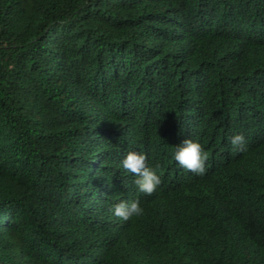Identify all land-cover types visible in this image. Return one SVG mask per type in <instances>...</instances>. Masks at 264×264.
Masks as SVG:
<instances>
[{"label":"trees","instance_id":"16d2710c","mask_svg":"<svg viewBox=\"0 0 264 264\" xmlns=\"http://www.w3.org/2000/svg\"><path fill=\"white\" fill-rule=\"evenodd\" d=\"M0 264H264V0H0Z\"/></svg>","mask_w":264,"mask_h":264},{"label":"clouds","instance_id":"9594fccd","mask_svg":"<svg viewBox=\"0 0 264 264\" xmlns=\"http://www.w3.org/2000/svg\"><path fill=\"white\" fill-rule=\"evenodd\" d=\"M230 143L238 151H242L245 148L242 134H235L230 137ZM173 158L181 168L193 174L204 175L206 173L205 165L208 160V153L200 143L192 139H185L180 145L175 146ZM120 167L126 173L136 177L134 184L137 186L138 191L148 196H151L161 183L160 176L154 168L147 164V157L143 153L128 152L120 161ZM111 211L114 216L123 221H128L132 217H140L144 214V210L138 200L131 202L121 201L115 204Z\"/></svg>","mask_w":264,"mask_h":264}]
</instances>
